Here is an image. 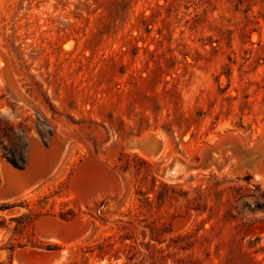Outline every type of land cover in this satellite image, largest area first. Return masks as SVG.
<instances>
[{"label":"rangeland","instance_id":"1","mask_svg":"<svg viewBox=\"0 0 264 264\" xmlns=\"http://www.w3.org/2000/svg\"><path fill=\"white\" fill-rule=\"evenodd\" d=\"M0 45L25 93L86 142L66 148L0 64V264H264V187L229 175L235 160L161 175L168 150L197 165L227 133L259 139L264 0H0ZM159 130L156 162L128 149Z\"/></svg>","mask_w":264,"mask_h":264},{"label":"bare ground","instance_id":"2","mask_svg":"<svg viewBox=\"0 0 264 264\" xmlns=\"http://www.w3.org/2000/svg\"><path fill=\"white\" fill-rule=\"evenodd\" d=\"M0 61L2 64V78L4 79L6 85H7V88L9 89V91L12 93V95L16 98V100H18L19 102L21 103H24L25 106H28L30 107L32 110H34L35 112H37L39 115L42 116V118L49 124L51 125L56 131L55 132H58L59 134L62 135L61 139L62 141L64 142L63 145L67 146L69 145V143L72 141V140H79L81 142H83L84 144H86L85 141H83V139L79 138L77 135L73 134L71 131L67 130V129H63V127L61 126V124L63 125V123H57L55 122L54 120H51L50 117H49V114H48V111L44 108V106H42L40 104V102L37 100L35 101V99L33 100L32 98H30L26 93L25 91L23 90V88L20 86V83L19 81L17 80V76L14 74V71L12 70V64H11V59H10V56L8 54V51L7 49L3 48L1 45H0ZM7 91V90H6ZM12 96V97H13ZM13 97V98H14ZM18 103V102H17ZM44 124V123H43ZM51 128V127H50ZM66 128V127H64ZM54 130H52L53 132ZM234 133V132H233ZM153 135V136H152ZM236 135L238 136V134L236 133ZM57 136V135H56ZM60 138V137H59ZM239 143H240V146L238 147V149H236V151H239L241 153V155H236L235 153H233L231 150H228L226 152L223 153V155H221V153L219 154L218 152H216L214 155H213V159H214V164L208 168H204L203 166H200V164L198 165H193V163L191 164L190 162H188L187 160H184L183 158L179 157L178 159V156L176 155H173V152L171 150H168V152L166 151L167 149H169V142L168 140L166 139V136L164 135V133L159 130L157 132H149L148 134H146L145 136L143 135L142 138H132L131 139V142L133 143H139V142H143L144 145L141 146V147H131V146H128V149L129 150H132V151H137L139 152L141 155H143L144 157H146L147 159H149L151 162H156V159H158L161 155L164 154V152L166 151V158L165 160L169 162L166 163L162 168L163 169V175L164 176V179L167 181V182H179V181H185V178L186 176L190 173V172H196V173H199V174H202V173H208V172H216L217 174H222V173H226L227 172H224L226 171L225 170V166L228 165L229 161L230 160H235L236 161V165L239 166L238 169L236 170H232V172L229 173V175L233 176V177H237L238 174H242L241 176H244L245 174V171L250 169L251 173L253 174V177H254V181H252L254 184H261L263 187H264V168L263 167H260L259 165H261L263 158L260 159L259 155H261L262 150V146L259 144V143H256V141L254 142L253 144V147L252 148H246V145H243V142L242 140L240 139L241 137L239 136ZM34 139V138H33ZM57 139V138H56ZM36 141V140H35ZM57 141V140H56ZM55 142V141H54ZM31 143V142H30ZM56 143V142H55ZM35 144V143H34ZM60 144V143H59ZM37 145V144H36ZM41 145V144H40ZM30 146V145H29ZM28 146V147H29ZM34 146V145H33ZM42 146V145H41ZM64 146V147H65ZM36 147V146H35ZM88 147V146H87ZM215 147V144L214 145H211V146H206L205 148H203L202 150V153H201V156L203 154V152L207 149H210V148H214ZM62 148V147H61ZM65 148V149H66ZM86 148V147H85ZM47 149V148H46ZM57 149V148H56ZM55 149V150H56ZM64 149V148H63ZM64 149V150H65ZM88 149V148H86ZM254 149L257 150V152L255 153L254 152ZM64 151H62V154H63ZM65 153V152H64ZM59 156V155H58ZM94 156V155H93ZM172 156V157H171ZM252 157V165L249 166L248 168H244L243 163L248 160L249 158L248 157ZM61 157V156H60ZM59 157L60 160H62L61 158ZM95 157V156H94ZM94 157H93V160H94ZM226 157V158H225ZM63 158V157H62ZM92 158V157H91ZM90 158V159H91ZM183 160H181V159ZM225 158V159H224ZM58 159V158H56ZM202 159V157H201ZM220 159H224V161L226 162V165L223 166V168L219 169V160ZM89 161V160H88ZM97 161V160H96ZM99 161V160H98ZM223 161V160H222ZM32 162V161H31ZM100 163V162H98ZM34 164V162H33ZM58 164V163H57ZM86 164V163H85ZM101 164V163H100ZM59 165V164H58ZM93 165V164H92ZM222 165V164H221ZM7 166V165H6ZM102 166H104L102 164ZM100 167V166H99ZM222 167V166H221ZM104 168V167H103ZM228 168V167H227ZM230 168V167H229ZM4 169V168H3ZM84 169V167H83ZM105 169V168H104ZM16 170V169H15ZM34 170V169H33ZM48 170V169H47ZM55 170V169H54ZM86 172L88 171L87 169H85ZM50 171V170H49ZM99 171V170H97ZM96 171V172H97ZM6 172V171H5ZM47 172V171H46ZM53 172V171H52ZM94 171H92L93 173ZM23 174V173H22ZM80 174V173H79ZM95 174V173H93ZM97 174V173H96ZM102 174V173H101ZM106 174V173H105ZM108 174V173H107ZM77 175V174H76ZM115 175V173H114ZM9 176V175H8ZM16 176V174H15ZM20 176V175H19ZM18 176V177H19ZM37 176H39L37 174ZM46 176V175H44ZM88 176V175H87ZM89 176H91L89 174ZM94 176V175H93ZM112 176V175H111ZM84 177V176H83ZM104 177V176H103ZM106 177V176H105ZM114 177V176H112ZM40 178V177H39ZM46 178V177H45ZM44 178V179H45ZM96 178H97V175H96ZM100 178V177H99ZM118 178V177H117ZM22 179V177H21ZM110 179V177H109ZM116 179V178H115ZM114 179V180H115ZM119 179V178H118ZM118 179H116L117 181H119ZM18 180V178H17ZM40 180V179H39ZM84 180V179H83ZM102 180V178H101ZM100 180V181H101ZM113 180V179H111ZM115 180V181H116ZM9 181V180H8ZM15 181V180H14ZM36 181V180H35ZM97 181V180H96ZM93 182V181H92ZM5 183V182H4ZM81 183V182H79ZM106 183V182H104ZM111 183V182H110ZM252 183V184H253ZM9 184V183H8ZM36 184V183H35ZM40 184V183H39ZM87 184V183H86ZM92 184V183H91ZM29 185V183H28ZM31 185V183H30ZM83 185V184H82ZM81 185V187H82ZM107 185V184H106ZM114 185V184H113ZM117 185V184H116ZM119 185V184H118ZM3 186V185H2ZM86 186V185H85ZM88 186V185H87ZM90 186V184H89ZM115 186V185H114ZM122 185H120V188ZM76 187V186H75ZM80 187V186H79ZM93 188V187H92ZM9 189V188H8ZM105 189V188H104ZM108 189V188H106ZM111 189V187H110ZM20 190V189H19ZM77 190V189H76ZM90 190V189H89ZM119 190V189H118ZM22 191V190H21ZM121 191V190H120ZM108 192V190H107ZM117 192V191H116ZM2 193V192H1ZM21 193V192H20ZM19 193V194H20ZM26 193V192H25ZM91 193V192H90ZM99 193V192H98ZM111 193V192H109ZM118 193V192H117ZM10 194V193H8ZM12 194V193H11ZM24 194V193H23ZM76 195V194H75ZM93 196V194H91ZM97 195V194H96ZM101 195V194H100ZM103 195V194H102ZM89 196V195H88ZM11 197V196H10ZM90 197V196H89ZM109 197V196H108ZM72 198V197H71ZM80 198V197H79ZM107 198V197H106ZM111 198V197H109ZM78 199V197H77ZM75 199V200H77ZM105 199V198H104ZM80 200V199H79ZM96 200H98L96 198ZM109 200V199H108ZM110 201V200H109ZM112 201V200H111ZM80 202V201H79ZM99 202V201H97ZM83 203V202H82ZM90 203V202H89ZM112 203V202H111ZM91 204V203H90ZM76 205V204H75ZM85 205V203H84ZM109 205V203H108ZM86 209V208H85ZM84 210V209H83ZM82 225V224H81ZM177 225V224H176ZM76 226V225H75ZM74 227V226H73ZM73 229V228H72ZM76 228H74L73 230H75ZM79 232V231H78ZM86 232V231H85ZM78 236V235H77ZM81 236V235H80ZM79 236V237H80ZM77 238V237H76ZM68 239V238H67ZM44 240V239H43ZM53 240V239H52ZM69 240V239H68ZM75 240V239H73ZM52 242V241H51ZM69 243H72L71 241ZM61 244V243H60ZM71 245V244H70ZM30 251V250H29ZM62 254V253H61ZM61 260V259H59ZM15 261V260H14ZM13 261V262H14ZM60 262V261H59ZM16 263V262H15ZM14 263V264H15Z\"/></svg>","mask_w":264,"mask_h":264},{"label":"water","instance_id":"3","mask_svg":"<svg viewBox=\"0 0 264 264\" xmlns=\"http://www.w3.org/2000/svg\"><path fill=\"white\" fill-rule=\"evenodd\" d=\"M261 135L259 137V139L256 141V143H259L262 148H264V125L261 129ZM153 136V135H152ZM142 138V137H141ZM140 139V138H139ZM239 138L238 136L236 135V133H227L225 135H223L216 143H215V147L214 148H210V149H207L203 152L202 154V159L201 161L199 162L200 166H203L204 168H208L210 166H212L214 164V159H213V155L218 152L219 154L221 153V155H223L224 152L228 151V150H231L233 153H235L236 155H241V153L239 151H236V149H238V147L240 146V143H239ZM144 143L143 142H139V143H133L131 142V139L128 141V144L127 146H131V147H141L143 146ZM254 152L256 153L257 150L254 149ZM249 159L246 160L242 166H244V168H248L249 166L252 165V157H248ZM226 163V162H225ZM198 165V164H197ZM220 166V165H219ZM222 166V167H221ZM219 167V169L223 168V166L225 165H221ZM260 167H263L264 166H261L259 165ZM226 167V166H225ZM239 166L236 165L235 168H233L232 170H236L238 169ZM246 173H249L250 174V177L253 181V174L251 173L250 169L246 170L245 171V174Z\"/></svg>","mask_w":264,"mask_h":264},{"label":"flooded vegetation","instance_id":"4","mask_svg":"<svg viewBox=\"0 0 264 264\" xmlns=\"http://www.w3.org/2000/svg\"><path fill=\"white\" fill-rule=\"evenodd\" d=\"M230 172H232V170L229 169V173H230ZM241 175H242L241 173L238 174V176H241ZM253 181H254V177H253ZM259 185H261V184H259Z\"/></svg>","mask_w":264,"mask_h":264}]
</instances>
